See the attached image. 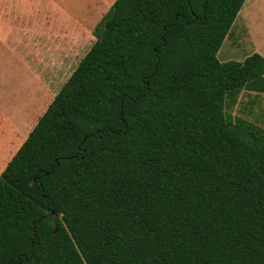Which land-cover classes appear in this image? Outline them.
Listing matches in <instances>:
<instances>
[{
  "label": "trees",
  "instance_id": "16d2710c",
  "mask_svg": "<svg viewBox=\"0 0 264 264\" xmlns=\"http://www.w3.org/2000/svg\"><path fill=\"white\" fill-rule=\"evenodd\" d=\"M245 1H114L0 173V264H264V126L230 111L264 55L218 57Z\"/></svg>",
  "mask_w": 264,
  "mask_h": 264
},
{
  "label": "rangeland",
  "instance_id": "374dc122",
  "mask_svg": "<svg viewBox=\"0 0 264 264\" xmlns=\"http://www.w3.org/2000/svg\"><path fill=\"white\" fill-rule=\"evenodd\" d=\"M114 1L12 0L9 12L18 32L11 26L6 39L9 48L0 47V55L6 54L8 61L0 67V107L35 85L42 89L23 114L0 112V172L91 48L96 40L94 29ZM263 31L264 0H246L219 49V59L243 60L256 51L262 54ZM11 52L21 57L24 67ZM13 103L11 99L10 107ZM230 111L264 126V93L243 90Z\"/></svg>",
  "mask_w": 264,
  "mask_h": 264
},
{
  "label": "crops",
  "instance_id": "0c3cea01",
  "mask_svg": "<svg viewBox=\"0 0 264 264\" xmlns=\"http://www.w3.org/2000/svg\"><path fill=\"white\" fill-rule=\"evenodd\" d=\"M12 3H13L12 0H0V45H1L0 47L5 46L7 49L9 47L6 45H9V44H8V42H6V39H8V34L10 32L11 26L15 30L16 33L18 32L17 31L18 29L16 28L17 25H14L12 23V17H11L10 12H9ZM12 7H14V6H12ZM262 41H264V31H263ZM260 50H261V52H263L262 55H264V43H263V47H261ZM11 54H12V56L17 57L21 63V67H24L22 60H21V57L18 56L16 53H13V52H11ZM1 56H4V58H2ZM5 56H6V54L0 55V67H4V65L8 64V61L5 59ZM9 63H10V61H9ZM19 70H21V68ZM0 86H1V84H0ZM41 89L42 88H40L38 85H35L33 90H31V89L27 90V92L25 94L21 95L18 99L10 97L12 99V101L14 102L11 105V107H10L11 99H9V98L6 99V101L3 103V106L0 107V112L6 115L10 112V110H12V111H14L15 114H18V115H20L21 113L23 114L26 111L27 107L30 105V103H32V101L37 100L39 98V96L41 94ZM7 106H9V108ZM36 120H34V121H36ZM34 121H33V123H34Z\"/></svg>",
  "mask_w": 264,
  "mask_h": 264
},
{
  "label": "water",
  "instance_id": "95a60500",
  "mask_svg": "<svg viewBox=\"0 0 264 264\" xmlns=\"http://www.w3.org/2000/svg\"><path fill=\"white\" fill-rule=\"evenodd\" d=\"M54 214L56 213V211H52ZM58 230V227H56V229H55V232Z\"/></svg>",
  "mask_w": 264,
  "mask_h": 264
}]
</instances>
